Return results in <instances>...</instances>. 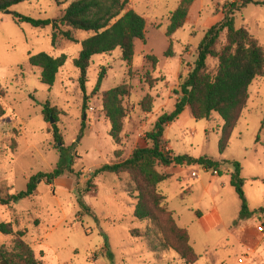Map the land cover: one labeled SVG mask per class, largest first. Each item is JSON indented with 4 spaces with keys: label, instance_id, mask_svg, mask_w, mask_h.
Returning <instances> with one entry per match:
<instances>
[{
    "label": "rangeland",
    "instance_id": "374dc122",
    "mask_svg": "<svg viewBox=\"0 0 264 264\" xmlns=\"http://www.w3.org/2000/svg\"><path fill=\"white\" fill-rule=\"evenodd\" d=\"M74 1L30 0L13 7L10 15L0 13V103L6 110L0 119V197L24 192L33 176L52 173L62 153L75 170L52 184L39 180L31 198L10 207L0 204V224L12 223L15 231H25L24 240L41 264H185L163 246L162 233L153 221L134 218L138 192L128 175L93 178V174L104 165L127 160L136 148L149 146L147 134L161 116L175 110L181 79L194 68L207 31L223 18L224 6L240 0H198L185 27L171 37L167 36L170 16L182 0H129L127 11L146 20V41L136 42L131 65L123 62L120 49L95 56L85 92L74 61L81 43L92 34L72 31L77 42L57 35L53 43L52 27L35 29L14 18L17 13L55 21ZM236 26L246 27L264 49V5L250 4L236 13ZM225 44L224 34L217 49ZM41 53L68 57L52 88L41 82V70L29 64L30 56ZM207 65V71L215 74L217 60L209 59ZM104 69L101 90L94 93ZM253 84L255 115L249 125L243 123L234 132L223 155L218 147L222 125L218 116L211 122L197 121L190 112L165 131L166 150L172 157H209L220 163L217 173L199 164L157 168L173 175L160 190L178 226L189 232L190 245L199 256L196 264H240L242 260L264 264V236L258 231L264 225V212L259 211L264 210V148L256 144L264 112V78ZM123 85L132 94L124 100L127 116L117 144L110 136L102 95ZM147 95L154 99L152 113L141 108ZM48 103L59 111L63 152L51 132L53 124L43 116ZM233 162L243 168L246 215L231 186ZM215 210L222 223L207 231L201 220L207 223ZM134 230L142 236H134ZM8 240L0 235L1 243Z\"/></svg>",
    "mask_w": 264,
    "mask_h": 264
},
{
    "label": "trees",
    "instance_id": "16d2710c",
    "mask_svg": "<svg viewBox=\"0 0 264 264\" xmlns=\"http://www.w3.org/2000/svg\"><path fill=\"white\" fill-rule=\"evenodd\" d=\"M30 0H0V13H5L13 7ZM198 0H182L178 9L171 13L167 36L175 35L188 22L190 10ZM241 3L238 6V3ZM250 4L264 5L255 0H240L230 3L223 8V18L212 26L206 33L204 40L198 46L197 59L192 71L181 79L180 94L175 110L161 116L153 130L146 136L149 146L136 148L131 156L122 162L107 164L96 170L93 178L103 174L115 176L128 175L136 186L138 203L134 211V218L138 221H153L162 233L163 246L173 250L185 264H196L199 256L190 245L189 232L178 226L175 215L167 208V198L160 190V186L170 181L172 174L158 172V167L169 168L173 165L199 164L207 169L219 170L220 163L209 157L193 159L189 156H171L166 150L164 141L167 127L190 108L193 118L197 121L211 122L213 116H218L223 122L220 130L219 152L223 155L230 147L232 136L237 129L244 110L250 98V88L253 83L264 78V49L259 41L246 27L236 26V13ZM129 0H76L72 2L58 20L34 19L15 13L18 24H29L35 29L44 30L52 27L55 31L53 43L57 35H61L71 42H77L72 31L91 33L92 36L84 40L79 57L74 61L79 70V82L82 90L86 91L88 71L95 56H105L120 49L123 62L131 65L135 56L137 41H146V20L133 10L127 11ZM226 44L218 50L223 35ZM209 59L217 60V71L211 74L207 71ZM63 55L54 58L46 53L32 55L29 64L41 70V82L52 88L57 75L67 62ZM105 69L100 73L94 93L101 90L105 80ZM152 86V84L150 85ZM132 94V89L126 85L104 92L103 110L111 125L110 136L118 144L127 116L124 100ZM145 113H152L154 99L147 95L141 103ZM6 115L5 108L0 103V119ZM45 121L51 123L54 140L63 147V139L57 126L59 111L48 103L43 111ZM264 119L261 123L256 144L264 146ZM73 162L68 163L62 153L60 162L52 173H40L33 176L27 190L17 194L0 197V204L10 207L20 200L31 198L37 190V182L47 179L52 184L63 175H74ZM234 172L231 186L235 189L242 202V215L248 213V204L244 192L245 180L242 176L243 168L240 163L233 162ZM90 191V190H88ZM81 205L82 201L79 200ZM264 212L263 209L259 210ZM25 231H15L12 223L0 224V235L8 241H0L1 264H41L35 251L25 242ZM132 234L141 237L139 230Z\"/></svg>",
    "mask_w": 264,
    "mask_h": 264
},
{
    "label": "crops",
    "instance_id": "0c3cea01",
    "mask_svg": "<svg viewBox=\"0 0 264 264\" xmlns=\"http://www.w3.org/2000/svg\"><path fill=\"white\" fill-rule=\"evenodd\" d=\"M254 85V84H253ZM253 85L251 86V88H250V91H249V93H250V98H249V102H248V105H247V108L244 110V112H243V114H242V117H241V120H240V122H239V125H238V127H237V129L235 130V131H237L239 128H241V126H242V124L243 123H245V124H247L248 123V125H249V120L255 115V112H256V107L254 106V104L252 103L253 101V93H252V87H253ZM259 92H256L255 93V98H259ZM190 112H191V110H190V108L189 107H187L186 109H185V111L183 112V114L180 116V119H179V121L183 118V116L185 115V114H190ZM191 115V114H190ZM263 119H264V112H263ZM263 119H262V121H263ZM178 121V120H177ZM262 121H261V123H262ZM172 125V124H171ZM171 125H169L168 127H170ZM222 126H223V122H222V125H221V128H222ZM260 127H261V125H260ZM263 142H264V139H263ZM259 146H262L263 148H264V146L262 145V144H258ZM207 219H208V222L207 223H205V218H202V224H203V226H204V228L207 230V231H212L213 229H215L219 224H221L222 223V219H221V216L219 215V213L215 210V211H213V212H211V214L209 215V216H207ZM251 252L253 253V254H255V253H257L256 252V249H253V250H251ZM240 263V262H239ZM240 264H245V262L244 263H240Z\"/></svg>",
    "mask_w": 264,
    "mask_h": 264
},
{
    "label": "built area",
    "instance_id": "2783aa9c",
    "mask_svg": "<svg viewBox=\"0 0 264 264\" xmlns=\"http://www.w3.org/2000/svg\"><path fill=\"white\" fill-rule=\"evenodd\" d=\"M215 172H216V171H215ZM216 173H217V172H216ZM194 176L196 177L197 174L194 173ZM258 231H259L261 234H263V236H264V225L259 226ZM240 263H244V261L242 260V261H240Z\"/></svg>",
    "mask_w": 264,
    "mask_h": 264
},
{
    "label": "water",
    "instance_id": "95a60500",
    "mask_svg": "<svg viewBox=\"0 0 264 264\" xmlns=\"http://www.w3.org/2000/svg\"><path fill=\"white\" fill-rule=\"evenodd\" d=\"M5 13L8 15L12 14V12L10 10L6 11ZM51 123L54 124V121H52Z\"/></svg>",
    "mask_w": 264,
    "mask_h": 264
}]
</instances>
